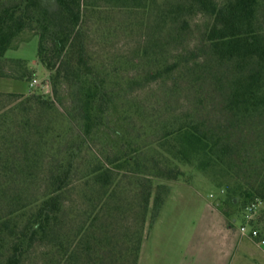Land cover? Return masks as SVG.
<instances>
[{
    "label": "trees",
    "instance_id": "16d2710c",
    "mask_svg": "<svg viewBox=\"0 0 264 264\" xmlns=\"http://www.w3.org/2000/svg\"><path fill=\"white\" fill-rule=\"evenodd\" d=\"M24 33L51 91L0 93V264H137L195 174L264 201V0H0V79Z\"/></svg>",
    "mask_w": 264,
    "mask_h": 264
},
{
    "label": "rangeland",
    "instance_id": "374dc122",
    "mask_svg": "<svg viewBox=\"0 0 264 264\" xmlns=\"http://www.w3.org/2000/svg\"><path fill=\"white\" fill-rule=\"evenodd\" d=\"M133 42H121L119 46L129 48ZM37 44V36L24 33L17 48L7 53L9 58L28 62L37 84L30 87L33 79H0V93L26 95L29 90L40 89L50 94L48 72L36 59ZM191 182L190 186L172 185L163 210L143 241L138 264H264V246L240 234L244 224L241 213L235 220L226 216L231 210L219 207L218 199L223 193L211 185L208 177L195 174ZM216 210L228 223L233 241L229 249L221 243L224 233L219 228L221 218L213 215ZM263 211L259 210L253 221L264 237Z\"/></svg>",
    "mask_w": 264,
    "mask_h": 264
},
{
    "label": "built area",
    "instance_id": "2783aa9c",
    "mask_svg": "<svg viewBox=\"0 0 264 264\" xmlns=\"http://www.w3.org/2000/svg\"><path fill=\"white\" fill-rule=\"evenodd\" d=\"M37 84V81L34 79L30 83V87H33ZM264 208V201L261 199H255L253 202L248 204L243 211L244 224L239 228L241 235H246L249 238L256 240L259 245L264 246V237L261 235L260 231L254 227H251L250 223L254 220L256 213Z\"/></svg>",
    "mask_w": 264,
    "mask_h": 264
},
{
    "label": "crops",
    "instance_id": "0c3cea01",
    "mask_svg": "<svg viewBox=\"0 0 264 264\" xmlns=\"http://www.w3.org/2000/svg\"><path fill=\"white\" fill-rule=\"evenodd\" d=\"M172 187V186H171ZM171 190V189H170ZM168 198V197H167ZM167 201V200H166ZM165 204H166V202H165ZM165 204H164V206H165ZM164 208V207H163ZM163 210V209H162ZM217 211V210H216ZM218 212V211H217ZM214 213L213 212V215H216L217 217H219V218H221V220H222V224H220V230L224 233V237L222 238V242L221 243H223L224 245H227L228 246V249L229 248H231L232 247V244H233V241H232V236H231V232H229L228 230H229V226H228V223L226 222V220L222 217V215L219 213ZM159 217V216H158ZM153 226V225H152ZM152 226L148 229V232H147V234H146V237L144 238V240H146L148 237H149V234H150V230H151V228H152ZM241 234V233H240ZM143 240V241H144ZM142 244H143V242H142ZM141 249H142V245H141ZM140 253H141V251H140ZM228 256V255H227ZM138 262H139V259H138ZM138 264V263H137Z\"/></svg>",
    "mask_w": 264,
    "mask_h": 264
}]
</instances>
